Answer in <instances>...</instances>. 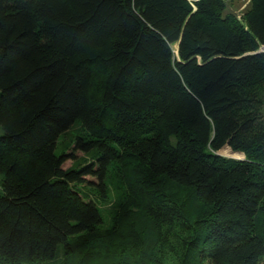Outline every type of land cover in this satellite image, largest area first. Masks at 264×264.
Listing matches in <instances>:
<instances>
[{
    "label": "trees",
    "instance_id": "trees-1",
    "mask_svg": "<svg viewBox=\"0 0 264 264\" xmlns=\"http://www.w3.org/2000/svg\"><path fill=\"white\" fill-rule=\"evenodd\" d=\"M263 48L264 0H0V264H264Z\"/></svg>",
    "mask_w": 264,
    "mask_h": 264
},
{
    "label": "rangeland",
    "instance_id": "rangeland-1",
    "mask_svg": "<svg viewBox=\"0 0 264 264\" xmlns=\"http://www.w3.org/2000/svg\"><path fill=\"white\" fill-rule=\"evenodd\" d=\"M249 6H250V0H226L227 12H231L237 15L238 18H241L244 15V13L248 10ZM174 47L178 48V44L173 45V49ZM80 132H81L80 123H76L65 134L61 135L57 143V148H56L57 155H61L62 153L69 152L74 154L75 156V159L66 162L65 164L66 168L74 167L78 164L84 163L85 161L92 160V153H83L81 151H75L73 149L75 138ZM2 134H3V130L0 127V135ZM225 157L243 158V155L240 153H236L232 155H227ZM109 219L110 218H108V220ZM175 242L176 241H174V243Z\"/></svg>",
    "mask_w": 264,
    "mask_h": 264
},
{
    "label": "water",
    "instance_id": "water-1",
    "mask_svg": "<svg viewBox=\"0 0 264 264\" xmlns=\"http://www.w3.org/2000/svg\"><path fill=\"white\" fill-rule=\"evenodd\" d=\"M264 49V48H263ZM263 49H262V51H263ZM231 151V150H230ZM231 152H233V151H231ZM233 153H238V152H233ZM220 155L221 156H224L223 154H221L220 153ZM225 157V156H224ZM228 158H232V159H236V160H245V155H244V157L243 158H240V159H238V158H233V157H228Z\"/></svg>",
    "mask_w": 264,
    "mask_h": 264
},
{
    "label": "bare ground",
    "instance_id": "bare-ground-1",
    "mask_svg": "<svg viewBox=\"0 0 264 264\" xmlns=\"http://www.w3.org/2000/svg\"><path fill=\"white\" fill-rule=\"evenodd\" d=\"M243 157H244V154H243ZM238 159H240V158H238Z\"/></svg>",
    "mask_w": 264,
    "mask_h": 264
}]
</instances>
